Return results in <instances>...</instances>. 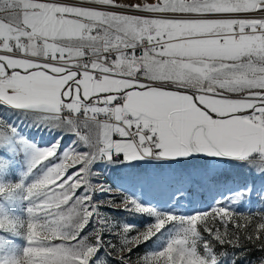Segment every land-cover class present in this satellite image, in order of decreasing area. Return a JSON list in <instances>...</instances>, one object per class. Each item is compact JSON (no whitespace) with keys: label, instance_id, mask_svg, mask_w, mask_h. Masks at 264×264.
<instances>
[{"label":"snow or ice","instance_id":"snow-or-ice-1","mask_svg":"<svg viewBox=\"0 0 264 264\" xmlns=\"http://www.w3.org/2000/svg\"><path fill=\"white\" fill-rule=\"evenodd\" d=\"M0 264H264V0H0Z\"/></svg>","mask_w":264,"mask_h":264},{"label":"rangeland","instance_id":"rangeland-1","mask_svg":"<svg viewBox=\"0 0 264 264\" xmlns=\"http://www.w3.org/2000/svg\"><path fill=\"white\" fill-rule=\"evenodd\" d=\"M38 137L41 138V139H47V137H45L43 133H38ZM109 175H111V173H109ZM258 209H259V205L257 204V205H255L254 207L251 208V211L253 213H257ZM244 211H245V213H247L249 211V209L245 208ZM255 255L258 256L259 252H256Z\"/></svg>","mask_w":264,"mask_h":264}]
</instances>
